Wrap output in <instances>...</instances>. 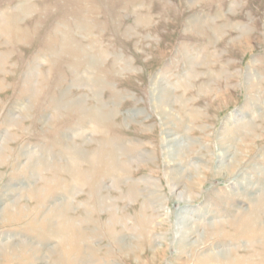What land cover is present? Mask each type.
I'll return each mask as SVG.
<instances>
[{"label": "rangeland", "instance_id": "374dc122", "mask_svg": "<svg viewBox=\"0 0 264 264\" xmlns=\"http://www.w3.org/2000/svg\"><path fill=\"white\" fill-rule=\"evenodd\" d=\"M0 24V264H264V0Z\"/></svg>", "mask_w": 264, "mask_h": 264}, {"label": "bare ground", "instance_id": "6f19581e", "mask_svg": "<svg viewBox=\"0 0 264 264\" xmlns=\"http://www.w3.org/2000/svg\"><path fill=\"white\" fill-rule=\"evenodd\" d=\"M12 20V19H11ZM7 21V20H6ZM10 21V20H9ZM8 23V22H7ZM1 25V24H0ZM205 62V61H204ZM203 63V62H202ZM230 142V141H229ZM76 160V159H75ZM250 186V185H249ZM68 207H69V205L67 206H65V210L67 211V209H68ZM254 223V222H253ZM258 226V225H257ZM249 229V228H248ZM257 229V228H256ZM264 233V230H260V229H258L257 231H255V230H252V229H250V230H248L247 231V233H246V235L245 236H247V238L250 240V242L251 243H256L257 241H259L258 239H259V237H258V234L259 233ZM244 235V234H243ZM186 236V235H185ZM43 239H44V237H43ZM184 239V238H183ZM185 240V239H184ZM187 243V242H186ZM10 245V244H9ZM185 246V245H184ZM191 246V245H190ZM7 247H8V245H7ZM58 247V246H57ZM68 247V246H67ZM183 248V247H182ZM187 251V250H186ZM185 252V251H184ZM4 259H6V258H4ZM66 259V258H65ZM264 261V260H263ZM63 264H64V262H63Z\"/></svg>", "mask_w": 264, "mask_h": 264}]
</instances>
